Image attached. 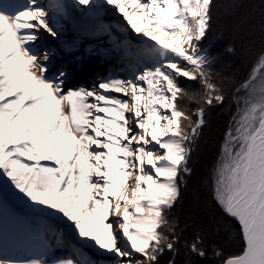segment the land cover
<instances>
[{
	"label": "snow or ice",
	"instance_id": "obj_1",
	"mask_svg": "<svg viewBox=\"0 0 264 264\" xmlns=\"http://www.w3.org/2000/svg\"><path fill=\"white\" fill-rule=\"evenodd\" d=\"M73 6L97 17L111 6L125 22L119 30L139 37L136 64L128 77L91 89L68 86L70 73L50 74L53 53L40 49L45 33L60 37L66 5L0 0V264H95L57 222L110 264H161L166 253L176 264L180 234L171 213L192 173L206 111L223 105L229 90L236 112L213 169V198L238 223L243 247L224 256L213 246L212 255L220 264H264V52L243 81L215 67L202 44L214 0ZM91 31L111 35L102 22ZM184 248L208 257L202 232ZM59 249L70 251L58 256Z\"/></svg>",
	"mask_w": 264,
	"mask_h": 264
},
{
	"label": "trees",
	"instance_id": "obj_2",
	"mask_svg": "<svg viewBox=\"0 0 264 264\" xmlns=\"http://www.w3.org/2000/svg\"><path fill=\"white\" fill-rule=\"evenodd\" d=\"M202 44L217 58L216 68L227 66L236 81L245 80L264 52V0H214L211 29ZM181 83L189 86L184 80ZM235 112L229 90L223 105L207 109L206 124L192 146V173L186 177L181 198L171 213L180 234L176 264H220V259L212 255L213 246L224 256L242 251L238 224L224 214L213 198V169ZM197 232L203 233L208 251L205 259L188 254L184 248V241L191 240ZM170 258L165 254L161 264H167Z\"/></svg>",
	"mask_w": 264,
	"mask_h": 264
},
{
	"label": "bare ground",
	"instance_id": "obj_3",
	"mask_svg": "<svg viewBox=\"0 0 264 264\" xmlns=\"http://www.w3.org/2000/svg\"><path fill=\"white\" fill-rule=\"evenodd\" d=\"M11 2V0H10ZM43 4H47L48 0H41ZM66 5L67 18L57 17L59 26L62 29L60 37L53 39L44 34V40L40 42L41 52L44 50H51L53 53L50 63V74L53 70L63 69L60 65L65 62V59L72 60L74 63L72 66L69 64L66 66L70 70V77L66 81V84L71 87H75L76 82L80 83L79 87H85L91 89L94 84L99 82L90 81V77L97 74V78L100 80L111 76L119 78L128 77L136 64L134 59L135 48L139 46V37L135 36L130 30L122 32L119 30L120 25H124L122 17L111 9V6H104L99 9V15L101 11L111 13L115 15L116 21L113 24L111 35L101 34L93 35L90 30L87 29V23L94 20L96 15H89L82 7L73 6V0H62ZM103 3V0H100ZM93 25L91 28L93 29ZM123 45L125 41H129L134 47L125 52L123 47L117 48L116 43ZM56 44L59 45L57 50ZM95 45V46H94ZM88 49H85L84 48ZM90 49H93L91 52ZM65 65V64H64ZM70 66V67H69ZM65 67V66H64ZM94 74V75H93ZM95 80V81H100ZM111 95H119L112 93ZM126 99V98H125ZM9 206L21 214L27 215L26 212L19 210L15 203L9 202ZM64 232L68 235L71 245L73 241L76 245H81L76 239L75 235L68 231L63 223H60ZM69 250L70 249H66ZM63 249H59L56 255L62 254ZM101 260V259H100ZM101 261H110V258H104Z\"/></svg>",
	"mask_w": 264,
	"mask_h": 264
},
{
	"label": "rangeland",
	"instance_id": "obj_4",
	"mask_svg": "<svg viewBox=\"0 0 264 264\" xmlns=\"http://www.w3.org/2000/svg\"><path fill=\"white\" fill-rule=\"evenodd\" d=\"M116 17H115V15H113V14H111V13H108V12H104V11H101V13H100V15H98V17L96 16V17H94V20L93 21H91V22H88L87 23V29L88 30H92V28H91V26H92V24H94L93 25V27L98 23V22H102L103 24H105V25H108V26H110V32H112V27H113V24H115V22H117L116 20ZM90 30V31H91ZM92 32V31H91ZM56 46L57 47H55V48H57V50L59 49V45L58 44H56ZM95 46V45H94ZM86 49H88V47L86 48ZM93 49H90V51L89 52H91ZM92 53V52H91ZM93 54V53H92ZM73 61L71 60H68V59H65V62L63 61V63L60 65L64 70H67L68 71V67L66 66V64L68 65H70V66H72L73 65ZM65 64V65H64ZM65 66V67H64ZM69 66V67H70ZM59 70H61V69H58V70H53L52 72H51V74H56V73H58V71ZM94 75V74H93ZM90 81H92V82H99V81H95V80H100V77L99 78H97V74L95 73V75L94 76H91L90 77V79H89ZM79 84L80 83H76L75 85V87H79ZM81 85V84H80ZM183 186V185H182ZM12 202V203H15L16 204V207L19 209V210H22L23 208H22V205L20 204V202L19 201H17V200H15L14 198H12V197H9V202ZM171 216H172V214H171ZM236 222V221H235ZM237 223V222H236ZM238 224V223H237ZM56 226L61 230V231H63L64 232V230H63V228L61 227V224L59 223V222H57V224H56ZM239 226V225H238ZM65 233V232H64ZM68 235L65 233V238L67 237ZM67 239H70V238H68L67 237ZM72 243H73V245H75V243L73 242V241H71ZM75 247H77V248H80L81 249V251L84 253V255L85 256H87L89 259H91L92 261H94L95 262V264H110V261H107V262H105V261H101L102 259H104V258H110V256L109 255H106V254H104L103 253V251L102 250H97L95 247H92L91 246V244H89L88 246H82V245H76ZM68 251L69 250H66V249H63V252H62V254H59V255H65V254H67L68 253ZM167 254V253H166ZM58 255V256H59ZM101 259V260H100Z\"/></svg>",
	"mask_w": 264,
	"mask_h": 264
}]
</instances>
